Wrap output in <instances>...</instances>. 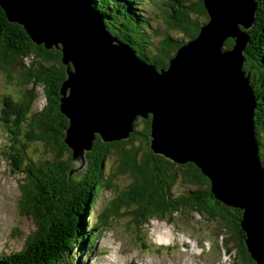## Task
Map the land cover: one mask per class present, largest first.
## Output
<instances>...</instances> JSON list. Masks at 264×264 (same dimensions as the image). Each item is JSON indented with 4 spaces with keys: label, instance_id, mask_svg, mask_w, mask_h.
<instances>
[{
    "label": "trees",
    "instance_id": "trees-1",
    "mask_svg": "<svg viewBox=\"0 0 264 264\" xmlns=\"http://www.w3.org/2000/svg\"><path fill=\"white\" fill-rule=\"evenodd\" d=\"M89 1L112 34L159 69L170 65L185 42V38L166 36L167 46L152 54L150 21L139 11L143 0ZM256 1L258 12L255 25L248 30L250 44L243 70L257 97L254 120L262 144L264 79L258 81L255 76L264 67V0ZM164 4L169 7L165 11L169 26L188 39L196 38L203 22L210 19L204 0H167ZM233 45L234 40L227 39L225 47ZM66 69L60 49L34 44L25 27L11 22L0 5V74L6 90L0 94V160L20 189V210L35 224L21 249L4 254L0 264H72L114 220L126 218L128 225L134 223L135 238L142 241L140 231H147L151 221L173 222L179 215L219 221L217 236L223 239V250L233 255L231 264H258L241 228L243 211L214 196L210 178L196 162L175 161L152 147V114L138 116L128 138L107 142L96 134L93 148L86 150V169L72 172L73 151L64 141L69 118L60 104ZM42 94L45 104L36 109ZM110 159L113 170L105 175ZM1 171L5 169L0 167ZM119 176L130 181L120 185ZM104 188L113 194L92 222L95 201ZM96 229L101 231L94 235Z\"/></svg>",
    "mask_w": 264,
    "mask_h": 264
},
{
    "label": "water",
    "instance_id": "water-1",
    "mask_svg": "<svg viewBox=\"0 0 264 264\" xmlns=\"http://www.w3.org/2000/svg\"><path fill=\"white\" fill-rule=\"evenodd\" d=\"M207 23L158 68L112 34L89 0H0L32 42L62 52L67 66L61 109L72 172L86 169L96 134L128 138L138 116L152 120V147L196 162L221 202L243 211L253 259L264 264V163L254 120L257 97L245 75L256 0H204ZM233 39L232 48L225 47Z\"/></svg>",
    "mask_w": 264,
    "mask_h": 264
},
{
    "label": "rangeland",
    "instance_id": "rangeland-1",
    "mask_svg": "<svg viewBox=\"0 0 264 264\" xmlns=\"http://www.w3.org/2000/svg\"><path fill=\"white\" fill-rule=\"evenodd\" d=\"M143 1V8L139 11L150 21L149 50L152 54H157L158 50L167 46L164 40L167 37L189 40L180 31L169 26L168 17L165 16V11L169 7L164 4L167 0ZM169 11L171 12V9ZM259 69L255 79L261 81L264 79V67ZM256 83L259 85L260 82ZM4 91L6 90L3 87V77L0 74V94ZM45 101V96L42 94L35 103V108H40ZM2 138L3 134L0 130V143ZM259 138L262 141L261 145L264 146V135H259ZM35 152L37 156V150ZM262 155L261 158L264 160V148ZM113 166L114 160L110 159L105 168V175L111 174ZM0 167L5 169L0 172V257H2L4 254L21 249L27 235L35 228V224L33 219L25 215L18 206L20 189L15 179L10 177V172L6 170L5 162L0 160ZM83 170L79 169L76 173ZM129 181V177H117L120 185ZM99 194L93 208L92 222L96 220L95 216L102 212L113 193L104 188ZM175 218L173 222L151 221L147 231H140L142 241L135 238L134 223L128 225L126 218L114 220L107 229L93 231L94 235L101 231L100 238L94 244L87 245L72 264H231L233 262V255L230 256L225 249L223 250L222 237L219 239L217 236V229L221 227L219 221L201 218L198 215L188 219L181 218L180 215Z\"/></svg>",
    "mask_w": 264,
    "mask_h": 264
}]
</instances>
